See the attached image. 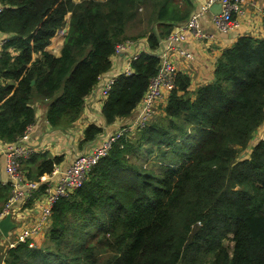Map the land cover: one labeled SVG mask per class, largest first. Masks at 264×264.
I'll return each instance as SVG.
<instances>
[{"label": "trees", "instance_id": "1", "mask_svg": "<svg viewBox=\"0 0 264 264\" xmlns=\"http://www.w3.org/2000/svg\"><path fill=\"white\" fill-rule=\"evenodd\" d=\"M0 5L3 144L18 142L34 123L35 102L45 103L52 129L72 127L85 98L110 70L115 46L144 39L148 52L102 99L105 127L130 117L157 73L160 41L193 9L192 0ZM66 27L61 54L54 57L46 48ZM159 109L158 118L138 126L134 136L118 138L80 188L52 205L39 242L17 241L0 263L264 264V139L252 143L264 123V38L238 37L221 53L211 82L194 91L190 79L177 74ZM103 131L89 125L82 144ZM251 143L248 157L241 158ZM154 151L151 172L133 161ZM30 159L38 162L27 175L32 181L52 177L62 160L44 154ZM11 189L0 185V212Z\"/></svg>", "mask_w": 264, "mask_h": 264}, {"label": "crops", "instance_id": "2", "mask_svg": "<svg viewBox=\"0 0 264 264\" xmlns=\"http://www.w3.org/2000/svg\"><path fill=\"white\" fill-rule=\"evenodd\" d=\"M76 3L82 0H73ZM104 1V0H98ZM203 0H192L193 12H196L202 5ZM1 7V5H0ZM242 14L237 15L238 27L229 34H222L217 32L212 21L211 12L208 15L201 17L199 21V28L202 32L210 37L197 39L193 35H189L187 40L181 44V47L189 54L192 55L191 60H186L176 55L174 52L169 53V58L173 62L177 74L186 75L190 79V88L195 90L197 87L208 84L213 79V71L221 53L230 48L234 41L240 36H251L256 39L264 38V0H246L243 4ZM189 15V16H190ZM67 29V27L65 28ZM173 29V28H172ZM172 30H170L171 32ZM169 32V33H170ZM66 33L59 31L56 36L51 39V43L46 48V51L54 57H59ZM135 45L131 47L126 53L118 56L111 57V68L108 72L104 73L93 88V90L85 98V104L81 111L79 118L72 127L61 131L55 130L50 127L45 119L46 105L43 102H35L33 108L35 111V120L31 125V131L25 142L30 148L33 149L32 155H45L47 158L61 157V163L55 168L57 173L51 177V185L55 187L63 172L73 161L74 157L80 153H89L99 141L103 138L110 136L118 131L121 126L130 124L135 114L130 117L116 122L115 124L105 127L104 120L101 116V106L103 100L99 96L102 86L108 79H116L122 75L127 62L134 56H139L141 53L148 52V45L146 40L138 39ZM169 95V94H168ZM167 95V98H168ZM166 103V102H164ZM161 103H157L154 108V116L160 114ZM89 125L103 127V133L93 142L82 144L84 131ZM260 129L255 132L260 133ZM263 139V138H261ZM250 149L246 150V154L241 158H247ZM4 157L3 150L0 143V185L11 184L4 172ZM37 161H32L30 157L22 164V171L27 180L32 181L29 173H33ZM28 175V176H27ZM30 178V179H29ZM12 186V184H11ZM42 187L39 186L38 190L33 195V201L27 205L24 199H19L13 205V215H18V222L22 228H29L37 224L40 210L38 209V201L44 197ZM36 196V198H35ZM3 205H1L2 208ZM15 220V218L13 219ZM16 222V221H15ZM16 228L9 232L8 237L15 233ZM20 230H18L19 232ZM42 235L36 236V242H39ZM0 257L9 248V245L14 242H8L6 245V238L0 236ZM9 239V238H8ZM7 239V240H8ZM1 260V258H0ZM0 264H4L1 261Z\"/></svg>", "mask_w": 264, "mask_h": 264}, {"label": "built area", "instance_id": "3", "mask_svg": "<svg viewBox=\"0 0 264 264\" xmlns=\"http://www.w3.org/2000/svg\"><path fill=\"white\" fill-rule=\"evenodd\" d=\"M245 2L246 0H203L199 9L193 12L186 22L174 27L159 43L157 49L159 59L157 73L150 79L146 92L135 108L133 121L128 125L120 127L114 134L103 138L89 153H80L73 160L72 164L65 171L61 172L62 177L55 187L51 185V176L49 175H43L37 181H29L22 171L23 162L33 153V149L25 143L30 134L31 126L27 128L18 142L14 144H3L0 142L4 157V172L12 184L8 200L0 212V220L8 213L11 214L13 220L14 203L19 199H24L27 202L33 197L39 186H44V197L38 201V209L40 210L38 222L31 228H22V225L18 223V230L20 231L18 232L17 241L23 242L41 235L48 226V218L52 205L59 198L65 197L70 191L80 188L89 170L100 158L107 154L112 144L121 136L131 134L138 126H143L145 122L154 116L155 105L157 103L163 104L167 101V95L174 88L177 75L175 66L169 58V53L174 52L179 57L185 58L188 61L192 59V55L187 53L181 47V44L187 40L189 35H193L197 39L210 37L199 28L201 17L210 14V7L216 3L220 4V12L218 14L211 13V21L217 32L229 34L238 27L237 15L242 14ZM3 42L4 40L0 39V48ZM135 43L136 41L127 39L117 44L114 49V56L126 53ZM137 57L134 56L127 62L122 74L123 76H129L132 73L131 62ZM115 80L114 78L108 79L102 86L99 92L101 99L107 98ZM56 173L57 169H54L52 175ZM13 221L18 222V220ZM16 242L10 244L9 248Z\"/></svg>", "mask_w": 264, "mask_h": 264}, {"label": "rangeland", "instance_id": "4", "mask_svg": "<svg viewBox=\"0 0 264 264\" xmlns=\"http://www.w3.org/2000/svg\"><path fill=\"white\" fill-rule=\"evenodd\" d=\"M129 29H128V35L129 34H131V26L130 27H128ZM157 116V115H156ZM155 116V117H156ZM159 116V115H158ZM158 116L156 117V118H158ZM262 128V129H261ZM261 128H260V133L259 134H254L253 135V139H252V143L254 142V141H258V140H260L262 137L264 138V123H263V125L261 126ZM133 134V133H132ZM131 136H134V134L133 135H131ZM252 143L248 146V148H250L251 147V145H252ZM157 154H158V152L157 151H154L153 152V154L151 155V156H148L147 154L146 155H144V157H141V158H138L137 156H135L136 158L133 160L134 162H136L137 164H141V167L143 168V169H146L147 171H149V172H151V170L153 169V165H155L154 163H156L155 162V160H154V158H155V156H157ZM246 154V153H245ZM242 157V156H241ZM17 217V216H16ZM31 227H33V223L31 224V225H29V228H31ZM17 236H18V230H17V234L15 235V233H13V234H11L9 237H7L5 240H6V245H5V248L7 247V245H8V242H16L17 241ZM1 238V237H0ZM9 238V239H8ZM8 239V240H7ZM32 244L34 245L35 244V241H33L32 242ZM231 243L230 242H225V246L227 247V249L228 250H230V248H231Z\"/></svg>", "mask_w": 264, "mask_h": 264}, {"label": "water", "instance_id": "5", "mask_svg": "<svg viewBox=\"0 0 264 264\" xmlns=\"http://www.w3.org/2000/svg\"><path fill=\"white\" fill-rule=\"evenodd\" d=\"M220 9H221L220 4L216 3L210 7L209 11L213 14H218L220 12ZM62 32L66 33L67 29H63ZM18 227H19V224L17 222H14L11 218V214L8 213L0 220V236H2L5 239L8 237L10 231Z\"/></svg>", "mask_w": 264, "mask_h": 264}]
</instances>
